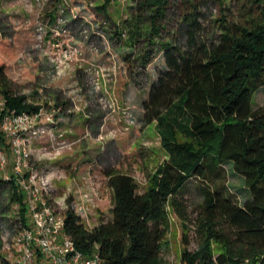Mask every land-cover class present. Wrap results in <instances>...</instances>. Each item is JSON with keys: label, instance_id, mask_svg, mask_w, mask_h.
<instances>
[{"label": "trees", "instance_id": "16d2710c", "mask_svg": "<svg viewBox=\"0 0 264 264\" xmlns=\"http://www.w3.org/2000/svg\"><path fill=\"white\" fill-rule=\"evenodd\" d=\"M113 0L100 6L107 11ZM222 6L226 0H217ZM170 0H141L134 15L131 42L143 31L155 44ZM243 18L222 19L219 42L195 44L182 52L163 43L168 70L153 85L144 105L145 120L155 123L166 152L165 161L141 191L136 178L119 169L106 171L113 191L112 218L89 228L80 213H65V232L77 248L91 255L99 247L102 264H165L170 247L171 211L183 222L184 264H264V105L255 107L264 86V0H238ZM146 11L151 24L144 30ZM199 8L184 15L193 34ZM7 35L0 30V47ZM178 50V54L172 50ZM28 96L14 88L7 65L0 61V146L10 143L3 123L7 116L37 113ZM225 164L245 181L249 198L241 203L227 187L211 185L225 177ZM203 181L204 199L195 220L184 199L186 184ZM12 203L18 204L20 228L29 226L25 194L16 181L0 176ZM193 231L196 249H191ZM41 254L39 253V257Z\"/></svg>", "mask_w": 264, "mask_h": 264}, {"label": "rangeland", "instance_id": "374dc122", "mask_svg": "<svg viewBox=\"0 0 264 264\" xmlns=\"http://www.w3.org/2000/svg\"><path fill=\"white\" fill-rule=\"evenodd\" d=\"M104 1L0 0V30L7 35L0 47V61L6 63L14 88L33 105L53 113L61 131H66L54 140L48 135L34 137L32 164L55 167L54 197L67 194V202H62L65 211L74 203L81 205L89 228L102 217L112 218L113 191L106 171L132 174L143 191L150 175L166 159L155 123L146 122L144 110L151 88L168 70L169 52L163 43L170 42L182 52L191 51L196 43L212 46L220 40L225 15L229 21L244 19L238 0H226L223 6L217 0H170L160 20L164 29L155 44L145 31L131 42L141 0H113L108 10L102 11ZM194 4L200 11V25L193 34L184 15ZM150 16L146 11L144 30L151 24ZM63 49L72 56L58 77L55 57ZM172 51L178 54V50ZM102 98L107 103L102 104ZM263 105L264 86L255 95V107ZM18 135L28 137L21 132ZM7 137L10 147L6 152L13 162L15 139L12 134ZM224 167V178L210 177L208 182L215 187L225 185L244 203L250 196L244 178L231 164ZM202 183L193 179L183 192L193 220L204 199ZM16 212L7 186H0V264H9L8 249L19 230ZM171 220L170 247L162 253L163 262L184 264V225L172 211ZM191 237L193 250L197 247L193 231Z\"/></svg>", "mask_w": 264, "mask_h": 264}, {"label": "built area", "instance_id": "2783aa9c", "mask_svg": "<svg viewBox=\"0 0 264 264\" xmlns=\"http://www.w3.org/2000/svg\"><path fill=\"white\" fill-rule=\"evenodd\" d=\"M71 56L68 49H63L55 57V71L58 77L64 74ZM101 102L105 104L107 100L102 98ZM110 104L113 107L115 102ZM3 129L7 135H14L15 159L11 162L6 149L0 146V173L5 180L14 179L19 185L25 194L32 220L29 226L20 228L13 238L11 249H8L10 251L7 262L9 264H102L98 245L88 256L77 248L75 242L65 232V213L70 207L67 206L66 211L62 207V202L64 204L67 202V194L54 197L52 193L55 167L42 168L32 164L34 137L48 135L54 140L59 133L60 137H63L66 132L61 131L55 115L45 111L44 108L37 113H13L6 117ZM19 132L28 137L21 139ZM89 180L94 184L92 176H89ZM72 209L84 218L81 205L74 203Z\"/></svg>", "mask_w": 264, "mask_h": 264}, {"label": "crops", "instance_id": "0c3cea01", "mask_svg": "<svg viewBox=\"0 0 264 264\" xmlns=\"http://www.w3.org/2000/svg\"><path fill=\"white\" fill-rule=\"evenodd\" d=\"M65 193V192H64Z\"/></svg>", "mask_w": 264, "mask_h": 264}]
</instances>
